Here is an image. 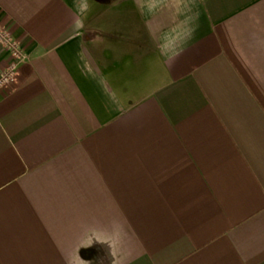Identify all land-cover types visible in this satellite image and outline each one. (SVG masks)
Segmentation results:
<instances>
[{"label": "crops", "instance_id": "obj_1", "mask_svg": "<svg viewBox=\"0 0 264 264\" xmlns=\"http://www.w3.org/2000/svg\"><path fill=\"white\" fill-rule=\"evenodd\" d=\"M0 25V264H264V0H0Z\"/></svg>", "mask_w": 264, "mask_h": 264}, {"label": "built area", "instance_id": "obj_2", "mask_svg": "<svg viewBox=\"0 0 264 264\" xmlns=\"http://www.w3.org/2000/svg\"><path fill=\"white\" fill-rule=\"evenodd\" d=\"M0 46L9 55L8 66L0 70V90L12 89L16 83L17 66L23 60V51L5 28L0 25Z\"/></svg>", "mask_w": 264, "mask_h": 264}]
</instances>
